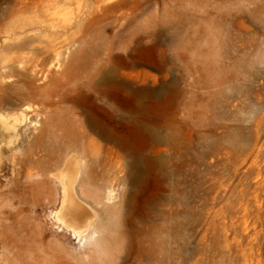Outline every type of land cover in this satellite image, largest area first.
Returning <instances> with one entry per match:
<instances>
[{"label": "rangeland", "instance_id": "rangeland-1", "mask_svg": "<svg viewBox=\"0 0 264 264\" xmlns=\"http://www.w3.org/2000/svg\"><path fill=\"white\" fill-rule=\"evenodd\" d=\"M93 4L73 0L58 16L67 26L77 20L66 32L76 63L158 91V167L146 180L151 201L124 264H264V0H121L92 14ZM129 110L118 137L135 129L140 111ZM112 146L96 157L120 166L124 146ZM30 152L31 196L0 193V208L31 216L38 261L98 264L94 238H75L52 215L62 197L54 173L81 151L45 139ZM115 169L109 163L104 174ZM10 176H2L4 191ZM26 202L39 207L36 215ZM13 219L0 216V264L16 262Z\"/></svg>", "mask_w": 264, "mask_h": 264}, {"label": "bare ground", "instance_id": "bare-ground-1", "mask_svg": "<svg viewBox=\"0 0 264 264\" xmlns=\"http://www.w3.org/2000/svg\"><path fill=\"white\" fill-rule=\"evenodd\" d=\"M72 1L0 0V32L5 34L0 42V189L4 173L11 174L4 185L8 191L0 193L31 196L36 172L30 151L37 141L46 139V144L80 150V155L54 173L62 197L52 215L75 238H94L98 264H124L135 247L132 228L151 201L144 194L146 180L158 167V91L107 68L77 64L78 55L71 53L74 44L66 47L73 37L66 32L77 20L67 26L58 17ZM120 3L94 0L91 13ZM132 105L140 111L132 116L135 129L127 139L126 133L118 137L114 130L130 120ZM19 143L24 150L16 152ZM115 143L124 146L125 154H120V166L106 158L116 168L106 176L109 163L96 157V149L109 150ZM24 208L32 215L39 210L29 202ZM4 214L14 217L15 264H46L32 251L31 216L23 219L19 208H0V216Z\"/></svg>", "mask_w": 264, "mask_h": 264}]
</instances>
